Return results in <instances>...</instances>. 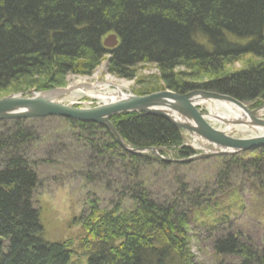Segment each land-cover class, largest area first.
Returning a JSON list of instances; mask_svg holds the SVG:
<instances>
[{
	"label": "trees",
	"instance_id": "16d2710c",
	"mask_svg": "<svg viewBox=\"0 0 264 264\" xmlns=\"http://www.w3.org/2000/svg\"><path fill=\"white\" fill-rule=\"evenodd\" d=\"M108 34L117 39L112 49L102 43ZM106 57L107 72L117 78L131 79L140 65H154L164 89L204 90L257 107L258 100L264 103V0H0V92L51 90L67 74L90 75ZM150 89L137 95L159 86ZM63 121L67 131L86 134L93 165L85 176L109 175L118 167L133 207L101 210L90 199L74 219L83 234L76 245L48 241L32 203L39 179L38 162L29 161L26 147L37 140L32 121L0 122V264H171V256L179 264H196L188 251L187 212L177 207L179 199L190 201L187 190L179 185L176 205H159L145 190V170L138 169L187 164L125 152L101 126ZM110 121L133 150L163 153L183 142L179 131L157 116L121 114ZM193 154L184 146L174 160ZM210 160L222 164L216 188H230L221 180L240 167L250 174L249 191L264 202V182L257 181L264 178V147L199 163ZM214 249L239 258V264H264V256L232 234L218 239Z\"/></svg>",
	"mask_w": 264,
	"mask_h": 264
},
{
	"label": "rangeland",
	"instance_id": "374dc122",
	"mask_svg": "<svg viewBox=\"0 0 264 264\" xmlns=\"http://www.w3.org/2000/svg\"><path fill=\"white\" fill-rule=\"evenodd\" d=\"M111 35L114 34H108L102 39V43ZM106 60L107 57L90 75L67 74L60 77L58 86H51L53 90L67 89L77 85L92 87V90L57 96L55 101L75 108H94L105 103L107 96L114 98L113 100L120 97L113 95L114 85H118L115 86L118 88L125 85L120 88L122 95L146 96L162 91L173 92L164 89L158 82L159 72L154 65H140L136 68L131 79H122L107 72ZM180 70L184 76H188L189 72L182 68ZM107 83L114 85H107V89L99 93L102 85ZM158 86L159 89L156 91L146 95H137V93L148 92L151 90L150 88H158ZM38 89L30 87L21 89L23 91L9 89L0 92V99L18 95L31 97L50 91L49 89L41 91ZM205 103L212 109V117L208 116V120L213 128L226 131L231 137L242 139L264 134V129L260 127L239 125V123H235L239 122L238 120L231 121L234 117L232 111L227 109L229 104ZM258 103L259 105L253 106V108L259 110L256 112L257 119L264 121V111L261 109L264 103L260 100ZM206 104L199 103L197 105L202 113L211 114V110L205 106ZM214 116L216 119L213 118ZM226 119L230 120L232 125H229V121ZM63 120V118L54 117L26 120L32 121L29 127L35 130L37 138L34 143H29L26 147L29 161L38 162L36 172L39 179L33 192L32 203L40 213L45 239L48 241L71 240L76 245L83 234L74 219L82 212L84 213L85 208L89 206L90 199H95L101 210L120 207L121 211H125V209H131L134 203L127 197V193L123 192L121 187L123 176L118 167L109 175L103 176L96 173L90 178L85 176L93 165V152L83 138L86 134L75 131L76 129L71 132L67 131V123ZM246 120L247 117L242 121ZM1 129L4 128L0 127ZM184 139L185 141L178 148H166L163 153L158 152L160 150L157 152L164 158L180 159L178 150L184 146L194 151L190 158L207 151L198 140L193 141L189 137ZM61 145L66 148L61 150ZM143 155L155 157L153 152H146ZM184 164L187 165L166 169L152 164L146 168L138 166V169L145 170V190L150 198L159 205L163 202L175 201L174 196L179 185L187 190L186 195L190 201L179 199L177 207L187 212V237L189 239L187 245L194 262L196 264H239V258L232 255H219L214 249L215 242L228 234L234 235L243 243L253 247L258 256H264V202L262 199H256L249 191L246 177H249L250 174L244 172L243 168L237 167L236 170L230 172L227 179L221 180L223 185L230 188H216L213 182L214 178L217 179L218 171L221 170L220 162L210 160L207 163H199L196 160ZM92 173L95 172L92 170ZM117 175L120 176V179ZM257 181L264 182V178ZM234 187H239L236 189L238 197L233 195ZM225 216H227L226 220L223 219ZM171 257L173 258V256ZM172 258L171 264L172 260L173 264H179L178 260ZM72 264H83V262L73 261Z\"/></svg>",
	"mask_w": 264,
	"mask_h": 264
},
{
	"label": "water",
	"instance_id": "95a60500",
	"mask_svg": "<svg viewBox=\"0 0 264 264\" xmlns=\"http://www.w3.org/2000/svg\"><path fill=\"white\" fill-rule=\"evenodd\" d=\"M116 44L115 35H111L107 40L103 41V46L108 49L114 48ZM82 90L89 91L92 90V87L77 85L67 89L46 91L31 97L18 95L0 99V122L54 117L82 123L97 124L110 133L125 152L137 155L153 152L160 160L170 162L159 157L157 149L155 148L137 150L128 148L110 121L112 117L121 114L142 113L153 115L166 120L177 131L187 133L203 143L217 148L216 151L210 154H203L182 161H172L173 163L181 164L213 156H232L264 147V136L247 140L234 139L223 131H218L211 127L207 119L208 116H212L210 114H202L196 108L197 104L205 102L229 104L241 110L248 118V122L235 123L249 127L257 126L264 129V121L256 117V112L259 111L258 109L249 110L247 106L229 96L201 90L190 91L183 95L162 91L146 96L121 95L116 100H111L97 107L87 109L74 108L55 101L57 96ZM261 109H264V106ZM213 118L216 119V117ZM219 120L221 121L220 118ZM229 125H232V123L229 122Z\"/></svg>",
	"mask_w": 264,
	"mask_h": 264
},
{
	"label": "bare ground",
	"instance_id": "6f19581e",
	"mask_svg": "<svg viewBox=\"0 0 264 264\" xmlns=\"http://www.w3.org/2000/svg\"><path fill=\"white\" fill-rule=\"evenodd\" d=\"M78 83H80V82H78ZM82 83H84V82H82ZM107 85L108 86H113L112 85V83H107V84H103L102 86V88L99 90V93H101V92H104V90L105 89H107ZM115 86H118V85H114L113 87H114V89H115V91H113V95H117V97H119V96H121L122 95V93H121V91H120V88H123V87H125V85H121V86H119V88L118 87H115ZM109 95H111V94H109ZM104 97V96H103ZM103 97H101L102 99H104ZM114 98H112V97H110V98H108V96L106 97V102H108V100L109 101H111V100H113ZM204 104H206V103H204ZM209 110H211V115H212V109H210L209 107H208V104H206L205 105ZM227 109H229L230 111H232V113H233V117H234V119L233 120H231V121H235V120H238V121H240V120H243V119H245V117L246 116H244V113L241 111V110H239V109H237L236 107H234V106H227ZM243 117V118H242ZM226 121H229V122H231L230 120H228V119H226ZM224 133H226L227 134V132L226 131H224ZM261 136H264V135H259V136H257V137H261Z\"/></svg>",
	"mask_w": 264,
	"mask_h": 264
}]
</instances>
